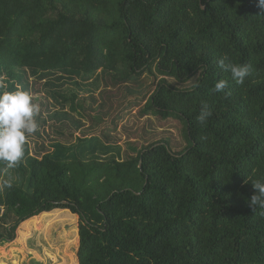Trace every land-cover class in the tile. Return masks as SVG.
<instances>
[{"label":"trees","instance_id":"1","mask_svg":"<svg viewBox=\"0 0 264 264\" xmlns=\"http://www.w3.org/2000/svg\"><path fill=\"white\" fill-rule=\"evenodd\" d=\"M225 56L250 65L243 84L219 65ZM154 68L164 77L141 113L182 117L191 144L174 152L159 140L124 160H85L55 140L53 152L0 162V185L11 184L0 187V245L22 221L68 208L80 215L79 264H264V209L248 204L252 183L264 180L259 0H0L8 91L34 93L57 74L121 85ZM196 75L187 90L166 82ZM219 80L227 87L215 92ZM202 103L212 110L206 124ZM36 120L41 135L46 120Z\"/></svg>","mask_w":264,"mask_h":264},{"label":"rangeland","instance_id":"2","mask_svg":"<svg viewBox=\"0 0 264 264\" xmlns=\"http://www.w3.org/2000/svg\"><path fill=\"white\" fill-rule=\"evenodd\" d=\"M153 70L154 74L144 72L139 78L121 85L101 77L99 86L95 87L78 76L69 78L66 74L52 76L49 80L55 85L41 80L36 85L38 91L31 96L38 105L37 114L42 113L46 122L40 127L41 135L27 136L22 161L25 163L29 155L53 152L55 140L72 145L74 153L82 154L85 160H124L136 155L133 146L140 148L159 140L168 142L174 152L186 148L191 142L182 117L141 113L158 81L164 77L155 68ZM197 77L186 82L166 76V82L187 90L195 84ZM34 79L35 76L30 75L31 82ZM78 81L80 85L76 83ZM99 115L102 119H98ZM58 129L63 134L57 132ZM105 134L111 138L107 139ZM92 138L94 140L90 141ZM90 144L97 145L95 152ZM43 145L45 150L40 149ZM102 145L110 148L104 149ZM57 209L46 215L42 212L33 216L32 223L29 221L32 217L22 221L15 238L0 245V264H79L75 248L79 242L80 215L68 208ZM49 221H52L51 225Z\"/></svg>","mask_w":264,"mask_h":264},{"label":"clouds","instance_id":"3","mask_svg":"<svg viewBox=\"0 0 264 264\" xmlns=\"http://www.w3.org/2000/svg\"><path fill=\"white\" fill-rule=\"evenodd\" d=\"M259 6L264 8V0H259ZM227 57L219 60V65L231 73L232 79L237 84H243L245 77L250 74V65H240L231 62L226 63ZM227 87V81L219 80L212 89L215 92H222ZM5 77L0 75V162L6 163L12 168L22 162L25 155V143L28 135L38 131L39 124L36 114L39 111L38 105L33 102L31 94L17 88L8 91ZM212 116V110L206 103L201 104V110L197 120L206 124ZM257 190L248 201L253 211L257 207L264 209V180H257L252 183ZM0 187H11L7 181ZM264 215V212L261 213Z\"/></svg>","mask_w":264,"mask_h":264},{"label":"built area","instance_id":"4","mask_svg":"<svg viewBox=\"0 0 264 264\" xmlns=\"http://www.w3.org/2000/svg\"><path fill=\"white\" fill-rule=\"evenodd\" d=\"M2 211H3V209H2Z\"/></svg>","mask_w":264,"mask_h":264},{"label":"water","instance_id":"5","mask_svg":"<svg viewBox=\"0 0 264 264\" xmlns=\"http://www.w3.org/2000/svg\"><path fill=\"white\" fill-rule=\"evenodd\" d=\"M204 7V6H203Z\"/></svg>","mask_w":264,"mask_h":264}]
</instances>
